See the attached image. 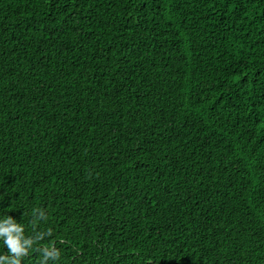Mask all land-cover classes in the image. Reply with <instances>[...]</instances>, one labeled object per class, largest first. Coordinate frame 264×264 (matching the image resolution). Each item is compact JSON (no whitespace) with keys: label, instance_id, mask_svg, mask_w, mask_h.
<instances>
[{"label":"trees","instance_id":"16d2710c","mask_svg":"<svg viewBox=\"0 0 264 264\" xmlns=\"http://www.w3.org/2000/svg\"><path fill=\"white\" fill-rule=\"evenodd\" d=\"M3 215L55 264H264V0H0Z\"/></svg>","mask_w":264,"mask_h":264},{"label":"clouds","instance_id":"9594fccd","mask_svg":"<svg viewBox=\"0 0 264 264\" xmlns=\"http://www.w3.org/2000/svg\"><path fill=\"white\" fill-rule=\"evenodd\" d=\"M33 229L39 221H47L48 216L45 211L40 208L32 210ZM52 235V229L48 228L45 231H34L33 235L25 234V226L12 215H3L0 218V240L6 246L7 252L0 253V264H23L32 252H38L40 259L38 264H55L60 259L61 252L55 245L41 246L40 242L46 237Z\"/></svg>","mask_w":264,"mask_h":264}]
</instances>
